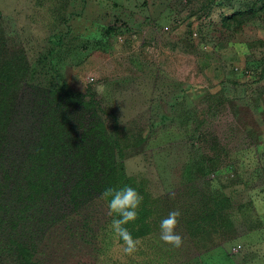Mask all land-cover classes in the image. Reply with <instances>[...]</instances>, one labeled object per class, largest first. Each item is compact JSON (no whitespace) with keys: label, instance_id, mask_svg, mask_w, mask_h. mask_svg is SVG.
<instances>
[{"label":"rangeland","instance_id":"rangeland-1","mask_svg":"<svg viewBox=\"0 0 264 264\" xmlns=\"http://www.w3.org/2000/svg\"><path fill=\"white\" fill-rule=\"evenodd\" d=\"M0 62L22 77L0 84V264L45 263L84 158L113 145L126 177L166 199L127 226L134 254L96 209L98 228L69 222L57 263L264 264V0H0ZM55 90L79 103L45 116ZM65 119L56 148L73 164L43 172L42 131ZM173 210L179 248L159 239Z\"/></svg>","mask_w":264,"mask_h":264},{"label":"trees","instance_id":"trees-1","mask_svg":"<svg viewBox=\"0 0 264 264\" xmlns=\"http://www.w3.org/2000/svg\"><path fill=\"white\" fill-rule=\"evenodd\" d=\"M2 62L5 63L4 61ZM3 65L4 64H1L0 62V84H2L3 82L6 83L7 80L5 81V79L10 78L12 85L20 89L18 86V83L22 82V79H21L22 77H19L17 79L11 78L12 76L10 77L9 75L11 73L9 72L10 69L7 70L6 68L5 69L2 68ZM5 66L6 64L4 65V67ZM18 76H21V75H18ZM47 94L49 95H45L46 97H44L40 101V105L43 108H45L44 109L46 112V113L44 112L45 116L46 115L52 116L51 113L54 111L56 112L57 108L65 109L67 106L79 103L77 102V100L72 99L71 95H66L64 93L62 95H59L56 90L55 92H50ZM61 101L63 102V105L62 107L60 106L58 107L57 103H60ZM54 102H57V103H54ZM55 104L56 106H54ZM3 106H4V102L2 99H0V116L6 113V111L5 113L2 111ZM71 109H73V107H71ZM48 123L54 124L55 120H49ZM68 123L69 121L66 119L64 121L61 120V122L59 123L60 127L56 128L57 131L55 135H53L51 130L42 131L41 142L39 144V148L35 151L34 155H36V158L39 160L41 168H43V172H49V171L59 172L63 168L64 164L65 165L73 164L71 163L72 160L70 159L68 153L66 152V150H64L65 148H63L65 155H63L62 153V149L61 151L60 150L57 151V148H56V146L60 144L59 146V149H60L61 146H63V143L66 141L65 138H63V136H64V130L67 129L65 128L66 124ZM69 130L71 129L68 128V131ZM4 140L5 138H2V139L0 138V142ZM116 146L113 145L111 148L109 149L106 148L105 150L103 148H98L96 150L97 152L93 155L95 156L94 158H90V159L88 157L84 158L85 160V162L83 163L84 170L78 177L77 184L74 186L75 188H72V191L70 192L71 197H72L70 200H71L73 208L69 212L70 216L68 218L66 216L64 217L66 221L63 219L62 223H60L64 225V229L60 230L61 225H59V223L56 224V226L53 225L55 227L52 226L53 230L51 231V234L47 237L46 243H44L47 247L44 250V255H42L43 257H40V259L43 258L42 260L45 261L44 264H53L54 261L56 262V258H60V257L54 258V255L52 254L55 252V250L60 247H62V249H67L69 239L76 238V237H72L71 234H68L70 230H66V229H70L67 227L70 226L69 222L71 220L75 219L80 227L88 226L90 228L91 227L98 228L97 224H94L91 221L92 219L88 218L89 210L92 211L96 209H101V211L105 213V218L103 217L105 221L101 222L100 225L107 224L106 223V219H108L107 202L105 200L100 199V195L104 191L105 188L107 187H117L118 188L124 185H130L139 192V194L143 197V201L137 210L138 215L135 221L138 223H143L144 220L146 219L145 218L146 214L148 215L150 210L154 208V206L156 207V204L161 199H164V200L166 199V195L164 196L155 195L154 196L153 194H151L148 191L147 187L144 184H142L141 181H138L136 177H133V176L126 177L121 163L116 162L115 160L116 158L115 155H116V150H117ZM106 155H109V158H104L105 160L103 162L100 159L96 158L98 156L104 157ZM61 156H64V160H61ZM75 189H77L76 192H75ZM74 192L75 194L73 195ZM164 202L167 203V201H164ZM86 211H88V214H86ZM82 213L85 214L86 216H83ZM110 218L112 219V217ZM68 219L70 220L68 221ZM67 222L69 223L68 225H67ZM129 225L130 224H127L125 226L127 227ZM82 242L84 245L87 246V245H94L97 241H96V238H92V240L90 241H87V242L82 241ZM105 247L106 245H103L102 247L103 250H106V249L108 250V248H105ZM99 248H100L99 251H101V246H99ZM60 260L65 261L66 259L65 257H61ZM66 262L68 264H72V261L70 259H67ZM31 263L37 264L38 261L36 262L34 260ZM55 264H63V263L59 261V263L56 262Z\"/></svg>","mask_w":264,"mask_h":264},{"label":"clouds","instance_id":"clouds-1","mask_svg":"<svg viewBox=\"0 0 264 264\" xmlns=\"http://www.w3.org/2000/svg\"><path fill=\"white\" fill-rule=\"evenodd\" d=\"M100 199L107 202V215L112 217L110 227L118 241H122L120 244L122 252L128 256L134 254L137 251L139 241L133 238L125 225L137 219V210L143 201V197L134 187L124 185L118 188H105ZM180 215L179 210L170 211L168 216L161 220L159 226V239L175 248H179L183 244L182 236L175 231Z\"/></svg>","mask_w":264,"mask_h":264}]
</instances>
